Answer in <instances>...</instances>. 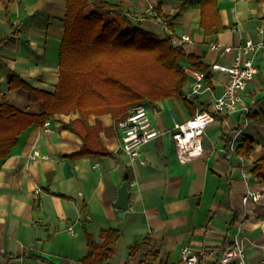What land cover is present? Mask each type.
I'll return each instance as SVG.
<instances>
[{"label":"crops","instance_id":"0c3cea01","mask_svg":"<svg viewBox=\"0 0 264 264\" xmlns=\"http://www.w3.org/2000/svg\"><path fill=\"white\" fill-rule=\"evenodd\" d=\"M105 1L123 6L144 29L166 36L164 26L145 16L158 0ZM163 1L170 15L181 0ZM66 3L0 1V39L15 29L18 33L13 42L0 44V102L6 97L30 114L45 111L44 103L31 102L26 90H10L9 80L16 73L34 88L55 92ZM218 8L226 30L214 35H205L201 28L200 0H193L176 21V35L191 38L184 45L187 51L210 67L234 59V53L222 56L213 50V43L264 41L259 33L264 30V0H218ZM257 64L259 72L244 92L240 109L217 117L205 131L204 154L188 164H180L176 156L174 120L185 122L208 109L213 97L223 92L224 72L211 70L210 89L190 99L194 115L175 98L150 106V116L163 134L146 147L145 163L132 162L122 151L118 121L123 117L115 120L110 113L90 115L88 123L102 126V146L111 156L70 158L84 146L82 138L65 127L81 119L78 111L56 114L50 119L51 131L44 125L24 131L8 158L0 160V264H81L88 253L86 232L102 243L101 231L108 228L122 233L108 264H183L184 246L221 249L236 237L248 239L249 264H264V183L250 173L264 155V62L257 59ZM247 105L248 113L243 111ZM246 136L255 139L248 159L236 154ZM124 182L130 200L120 219L115 202ZM250 189L261 193L259 201H243ZM136 245L139 249L131 254ZM149 253H158V259L144 262ZM201 264L215 262L204 258Z\"/></svg>","mask_w":264,"mask_h":264},{"label":"trees","instance_id":"16d2710c","mask_svg":"<svg viewBox=\"0 0 264 264\" xmlns=\"http://www.w3.org/2000/svg\"><path fill=\"white\" fill-rule=\"evenodd\" d=\"M4 1L5 0H0ZM193 0H181L173 14L167 15L164 1L158 0L147 18L158 21L166 36L144 29L121 5L105 0H67L65 33L59 59V82L54 93L34 88L29 82L11 74L9 89L21 88L29 93L31 102H43L45 111L30 114L10 104L4 97L0 102V160L8 158L19 136L31 126H43L58 113L78 111L81 119L65 124L83 140L82 150L70 156H111L100 139L102 126L91 127L90 115L110 113L115 120L125 117L138 105L156 106L158 102L177 99L192 115L195 110L183 88L187 82L184 65L206 73L211 81V67L202 57L189 53L184 45L175 46L176 21ZM201 28L207 36L226 30L218 8V0H200ZM17 29L0 39V44L13 42ZM0 61L2 57L0 56ZM255 139L246 136L236 154L246 159L254 152ZM251 176L264 183V155L253 163ZM122 233L119 229L101 231L102 243L86 232L88 253L81 264H108ZM136 245L130 249L134 254ZM158 259V253L145 257ZM143 264V263H140ZM169 264V263H160Z\"/></svg>","mask_w":264,"mask_h":264},{"label":"built area","instance_id":"2783aa9c","mask_svg":"<svg viewBox=\"0 0 264 264\" xmlns=\"http://www.w3.org/2000/svg\"><path fill=\"white\" fill-rule=\"evenodd\" d=\"M260 34H264L262 28ZM175 46L190 43L191 38L187 35L172 36ZM211 48L220 51L221 55L234 53V59L230 64L215 62L211 70L220 71L227 74V82L223 92L213 97L208 109L197 112L193 117L185 122L174 120L172 129L175 142L176 156L180 164H188L204 154V134L206 129L217 121L218 116L227 117L240 109L243 95L249 83L259 72L257 59L264 62V41L254 42L247 40L243 45H221L213 43ZM183 69L188 77L185 90L186 97L190 100L198 97L210 89L207 83V75L189 65H184ZM243 111L249 112V106H244ZM51 121L44 122L47 131L50 129ZM118 128L121 137V149L128 155L132 162L142 160L146 147L162 136V131L154 123L150 116V108L146 105H138L131 108L127 115L118 121ZM38 154L32 156L36 158ZM243 177L248 176L243 173ZM261 193L259 191L248 190L243 201H259ZM246 237H236L233 242L221 249L206 248L197 250L190 245L181 249L180 259L183 264H201L204 258H209L215 264H249L246 258L245 241ZM147 264H156L150 262Z\"/></svg>","mask_w":264,"mask_h":264},{"label":"water","instance_id":"95a60500","mask_svg":"<svg viewBox=\"0 0 264 264\" xmlns=\"http://www.w3.org/2000/svg\"><path fill=\"white\" fill-rule=\"evenodd\" d=\"M128 179V176H126ZM129 200H130V192L128 190V183L124 182L121 188L119 189L118 199L115 202V207L121 211L119 218H125V212L129 209Z\"/></svg>","mask_w":264,"mask_h":264},{"label":"rangeland","instance_id":"374dc122","mask_svg":"<svg viewBox=\"0 0 264 264\" xmlns=\"http://www.w3.org/2000/svg\"><path fill=\"white\" fill-rule=\"evenodd\" d=\"M149 108H150V105H147ZM172 134V133H171ZM172 136H173V134H172Z\"/></svg>","mask_w":264,"mask_h":264}]
</instances>
